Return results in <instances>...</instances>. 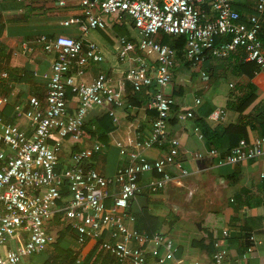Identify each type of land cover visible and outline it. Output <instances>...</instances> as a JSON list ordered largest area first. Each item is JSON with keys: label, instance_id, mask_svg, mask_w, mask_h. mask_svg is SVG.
Here are the masks:
<instances>
[{"label": "built area", "instance_id": "1", "mask_svg": "<svg viewBox=\"0 0 264 264\" xmlns=\"http://www.w3.org/2000/svg\"><path fill=\"white\" fill-rule=\"evenodd\" d=\"M249 1L255 13L246 16L234 8L233 0H79L83 21L73 18L62 25L77 26L86 36L106 27L110 17L124 21L138 34L135 40L121 37L113 44L117 59L127 65L122 79L116 81L105 73L84 81L87 67L102 61L92 44L84 48L81 40L66 36L38 38L45 52L56 55L44 104L31 96L27 108L16 111V118L26 121L28 133L3 120L2 110L9 100L0 95V264H21L42 255L51 248L53 232L61 230L54 224L63 223L64 236H74L78 247L108 233L112 241L106 252L117 264H148V257L156 264L175 259L178 246L162 233L138 231L131 211L143 190L154 194L170 184L183 187L190 175L177 160L179 138L169 137L167 132L175 101L165 89L172 86V71L179 58L196 66L208 57L239 55L243 62L256 66L255 75H264V47L259 39L264 0ZM161 35L185 37L180 54L161 43ZM198 75L204 84L209 81L205 71ZM0 76L8 78L6 73ZM125 82L132 94L145 92L149 96L145 108L154 112L150 135L142 142L135 140V148L166 147V154L148 161L118 142L125 160L110 177L88 166L89 160L104 150L97 140L88 147L80 145L64 158L67 139H79L84 124L95 113H106L117 125L115 111L124 106ZM200 104V99H195V105ZM222 115L223 110H216L211 118L217 120ZM192 117L186 110L175 116L179 123ZM207 155L218 165L255 161L264 156V139L240 140L223 157L216 149ZM193 157L201 159L202 155ZM228 237V230H223L221 240L213 243L215 251L210 258L191 264H223L228 258ZM247 241L250 245L244 258L256 245L253 236Z\"/></svg>", "mask_w": 264, "mask_h": 264}, {"label": "crops", "instance_id": "2", "mask_svg": "<svg viewBox=\"0 0 264 264\" xmlns=\"http://www.w3.org/2000/svg\"><path fill=\"white\" fill-rule=\"evenodd\" d=\"M62 1L64 6H59ZM97 3L102 0H95ZM234 8L243 15L255 13L249 0H233ZM78 18L84 19L79 0H0V75L6 73L7 79L0 76V95L8 97V104L2 110L3 120L12 125H18L25 133L29 132L26 121L16 118L17 110H25L28 99L35 96L44 104L46 96V82L49 78L54 52H45L37 40L41 36L54 38L66 36L81 40L84 48L93 45L102 56L101 62L91 63L83 76L84 81H91L100 73H105L113 80L122 79L127 65L121 63L114 52L113 44L118 38L126 37L135 40L137 32L124 21L106 18V27L90 31L82 36L77 26L62 25V22ZM262 30L259 33L264 47V14L262 16ZM130 24V22H129ZM131 25V24H130ZM179 58L172 71L184 64ZM233 59L217 61L208 67L209 81L204 84L199 75L186 88L181 97L177 96L179 88L172 83L170 88L175 105L168 125L169 137H178L180 148L177 160L189 171L190 175L184 179V186L168 185L163 190L150 194L146 191L137 197L132 205V214L136 217L134 227L140 224L141 231L153 230V233H162L178 246L175 259L165 264H191L193 261L204 262L210 258L209 235L221 240V232L241 233L240 239L227 243L228 258L223 264H264V156L258 160L218 165L214 158L208 157L211 149H216L219 157H223L238 140L235 132L229 131L228 126L237 121L238 115L228 107L229 100L235 99L234 105L246 98V86L249 78L242 74ZM207 69V68H206ZM201 71V70H200ZM199 74V73H198ZM258 76L259 86L255 100L243 112V115L253 113L257 106H262L264 100V75ZM131 86L125 82L126 96L124 106L115 111L117 125L115 130L108 133L101 142L107 148L96 154L88 162L90 168L96 169L101 175L110 177L124 163L116 143L121 142L128 146V150H136L148 161L159 159L166 154V147L135 148L134 142H142L151 132L154 112L145 108L147 103L140 107L129 106L127 103ZM144 93L145 92H141ZM169 93V92H168ZM246 95V96H245ZM149 96H147L148 101ZM195 99H200V105H195ZM146 101V102H147ZM190 111L193 117L186 122H177L175 116L178 111ZM216 110H223L224 115L214 120L211 114ZM91 118L101 116L102 112L95 113ZM110 119V118H109ZM202 120L215 132V144L211 145L203 137L196 126V121ZM253 124L245 126V136H239L246 142L264 139V124H260L261 117ZM111 121V120H110ZM241 126V125H240ZM138 138V139H137ZM78 139L69 137L63 147L62 156L65 158L73 152V147H88L95 139ZM98 141V140H97ZM75 148V147H74ZM105 149V148H104ZM116 152V155H115ZM195 153L202 155L201 159L193 157ZM109 155L113 158L109 160ZM63 158V159H64ZM64 162L66 160H63ZM176 173V170H172ZM246 208H240L237 197L242 195ZM189 191L191 194H189ZM250 204H254L250 207ZM148 216L147 226L142 222L141 213ZM228 213L237 217L234 227L223 224L212 218V214ZM209 216V219L207 218ZM231 217L227 218L229 220ZM207 219L209 221H207ZM197 224L201 229H198ZM61 229V228H60ZM240 231V232H239ZM207 234V235H205ZM245 234L253 236L256 242L252 254L242 257L245 246ZM64 242L73 255L84 258L95 246L94 240H88L82 247H78L72 239L64 236ZM224 243L222 242V245ZM53 252L52 247L45 252V256L38 259L41 264ZM39 257V256H38ZM35 257L25 260L21 264H34ZM148 264H156L155 259L148 257Z\"/></svg>", "mask_w": 264, "mask_h": 264}, {"label": "trees", "instance_id": "3", "mask_svg": "<svg viewBox=\"0 0 264 264\" xmlns=\"http://www.w3.org/2000/svg\"><path fill=\"white\" fill-rule=\"evenodd\" d=\"M243 15V14H242ZM167 38L163 40V38ZM259 39L261 41V38L259 36ZM160 41L163 44H166L170 46L171 48L175 49L178 51V54H180V51L183 49L184 44H185V37L180 36L177 38L166 36V35H161L160 36ZM229 59L234 60V64L238 65L239 71L246 75L249 78V83L246 86V98L242 100L239 104L235 103L236 97L233 100H229L228 102V107L232 108V110L237 113L238 118L235 123H232L231 125L228 126L229 131L236 130L235 134L238 138V140H242L239 138V136H245V126L248 124H253V122L258 121V117H261L262 121H260V124H264V104L262 106H257L255 109L252 107L251 110H253V113H249L247 115H243V112L249 107V105L255 100V94L257 91V86H259L258 83V76L255 75L256 71V66L253 63H245L241 59V56L239 55H231L228 58H223V59H217V58H206L204 62H201L200 64L194 66L190 62H184V64L176 67L174 70V78L173 82L174 84L179 88L177 91V96L181 97L184 90L188 88L192 80L198 75V73L201 71H205L206 73L209 74L208 72V67L214 62L217 61H227ZM207 68V69H206ZM256 83V85H255ZM147 101V96L144 95V93H138V94H132L130 92V95L128 96L127 103L129 106H135V107H140L144 105ZM264 103V100H263ZM241 125V126H240ZM196 126L199 128L201 131L203 137L207 140V142L211 145H216L215 144V132L212 131L202 120H197L196 121ZM115 126L112 124L110 121L108 115L106 113L102 114L101 116H97L94 118H90L83 126L81 136L78 140L79 143H81L84 139H95L97 138L98 141H102L105 136L114 131ZM238 143V142H237ZM236 143V144H237ZM235 144V145H236ZM234 145V146H235ZM233 146V147H234ZM75 147V148H74ZM73 147V152L77 151L78 147L74 146ZM231 149V148H230ZM263 187H264V182H263ZM246 190L242 191V195L237 197V205L240 206V208H246L245 207V201L242 199L243 195H245ZM254 204H250V207L253 206ZM143 219L142 222L148 223L147 217H150L147 215L146 212L141 213ZM212 218H215L218 220V223L223 224L224 220L227 221V225L230 227H234L235 224L238 222L237 217H231L228 215V213H218V214H212ZM231 217L229 220L227 218ZM209 219V216H207ZM207 219V221H209ZM66 229H68L66 227ZM138 231H141L140 224H138V227H136ZM64 229L57 230L53 232V241L51 242V247L53 252L49 255L48 259L44 262V264H107V261L110 260L111 256L108 255L106 252V245L108 243H111L112 239L109 236L108 233L103 234L102 237L98 238V240H94L95 246L86 254V256L82 259L80 257H77L76 255H73L72 251L67 248V245L64 242ZM153 230H150L149 228L147 229V233H153ZM240 232V231H239ZM207 235V234H205ZM241 233H230L228 239H226L227 243H231L233 241L238 240L240 237ZM213 236V235H212ZM211 235L207 236V238L210 239V245L207 246V248L210 249V256L213 254L215 251L213 243L217 240V237H212ZM249 234H245V248L250 245V243L247 241ZM240 239V238H239ZM103 251V252H102ZM113 261H115L113 258H111ZM114 264H117L114 262Z\"/></svg>", "mask_w": 264, "mask_h": 264}, {"label": "rangeland", "instance_id": "4", "mask_svg": "<svg viewBox=\"0 0 264 264\" xmlns=\"http://www.w3.org/2000/svg\"><path fill=\"white\" fill-rule=\"evenodd\" d=\"M165 39H167V38H163V40H165ZM169 90H170V88H169V86L165 89V93L167 94L168 92H169ZM104 150L105 151H107V148L108 147H105L104 146ZM115 155H116V152H115ZM113 158V156L112 155H109V160H111ZM54 226L56 227V228H58V229H64L65 228V224L63 223V224H54ZM69 239H72V237L71 236H67ZM173 241V240H172ZM174 242V241H173ZM175 243V242H174ZM176 244V243H175ZM177 245V244H176ZM1 251V250H0ZM2 252V251H1ZM103 252V251H102ZM46 254L45 253H43L42 255H40L39 257H35V263L34 264H41V262H39V260L40 259H42L41 257L42 256H45ZM38 258H40V259H38ZM114 262L115 261H113L111 258H110V260H108L107 261V264H114Z\"/></svg>", "mask_w": 264, "mask_h": 264}, {"label": "water", "instance_id": "5", "mask_svg": "<svg viewBox=\"0 0 264 264\" xmlns=\"http://www.w3.org/2000/svg\"><path fill=\"white\" fill-rule=\"evenodd\" d=\"M197 227H198V229H201L199 224H197Z\"/></svg>", "mask_w": 264, "mask_h": 264}]
</instances>
